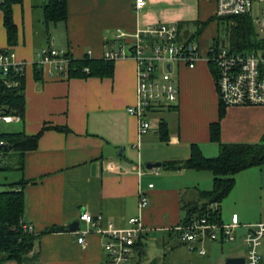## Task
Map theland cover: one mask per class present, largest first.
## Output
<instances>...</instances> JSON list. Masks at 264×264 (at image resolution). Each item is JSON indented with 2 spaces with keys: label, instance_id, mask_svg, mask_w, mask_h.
<instances>
[{
  "label": "crops",
  "instance_id": "1",
  "mask_svg": "<svg viewBox=\"0 0 264 264\" xmlns=\"http://www.w3.org/2000/svg\"><path fill=\"white\" fill-rule=\"evenodd\" d=\"M43 1L22 0L13 5L18 34L15 45L8 43L0 10V47L13 49L16 60L25 62L26 96L24 117L0 120L14 126L12 131L2 132L36 135L47 128L37 148L26 152L23 164L18 158L11 165L15 174L5 182L26 181L24 218L34 232H45L31 254H40L39 264H104L100 234L91 230L86 244L78 242L80 231L91 228L79 219L87 210L95 217L103 216V225L111 222L118 228L128 226L130 217L140 216L150 229L144 240L149 235L168 239L166 243H172L173 249L185 246L190 252L208 256L210 264H227L228 257L246 258L247 232L264 222V164L239 172L235 187L219 206L223 224L230 223L233 214L239 217L234 240H207L203 243L206 253L199 254L181 239L167 236L170 228L184 221L183 205L199 201V192L213 187L214 175L208 170H168L163 166L188 159L192 144H198L206 157L219 154V144L210 139V125L219 118L220 99L209 64L174 66L178 101L173 107L149 112L151 127L142 134L138 118L128 112V106L136 102L134 59L114 61L111 77H68L52 65L38 64L40 51L49 46L66 50L75 59H102L106 50L122 45L115 38L116 29L133 30L156 23L176 22L182 38L188 39L196 33V24L207 22L192 39L205 52L217 37L211 28L218 23L212 19L216 1L146 0V5L136 10L135 0H67V22L49 26L42 18ZM36 66L41 70L39 80ZM161 121L168 126L167 141L160 139ZM263 136V105L227 107L221 120L223 142L253 143ZM155 162H161V167H146ZM141 192L148 197V205L142 209ZM76 220L79 225L72 231L69 225ZM61 226L68 229H56ZM52 227L54 231L49 230ZM259 251L264 264V237Z\"/></svg>",
  "mask_w": 264,
  "mask_h": 264
},
{
  "label": "built area",
  "instance_id": "2",
  "mask_svg": "<svg viewBox=\"0 0 264 264\" xmlns=\"http://www.w3.org/2000/svg\"><path fill=\"white\" fill-rule=\"evenodd\" d=\"M216 16L229 17L251 14L256 2L260 5L264 0H215ZM146 0H135L134 8L142 9ZM1 13V11H0ZM259 21V20H258ZM264 27V18L260 21ZM115 38L121 42L118 48L106 50L107 60L132 58L136 62V102L128 106V112L138 118L139 132L145 133L151 123L147 115L160 107H173L179 98V86L174 66L184 64L194 68L198 62L215 64L216 86L220 101L230 106H264V37L258 40V48L252 51H234L221 42L216 45L210 43L204 52L199 45L186 38H182L179 24L156 23L146 27H136L133 30L118 28ZM41 66L52 65L54 70L64 75L70 56L66 50L52 46L44 47L40 51ZM25 62L16 60L13 49L0 47V76L8 86L17 84L13 77L23 74ZM88 70L87 68L85 69ZM52 71V70H51ZM53 73V71H52ZM19 116L0 113V120L12 122ZM0 145H4L0 141ZM152 186V184H150ZM148 205V197L141 192L139 207ZM79 219L91 228L80 231L78 242L86 244V235L91 230L101 235V248L105 257L104 264H133L135 259V245L141 237L145 238L150 229L145 226L140 216L128 219V226L118 228L109 222L103 225V216H93L85 210ZM239 225L237 214L232 215L230 223L218 224L205 214H195L184 220L174 229L180 233V239L192 251L205 254L203 243L207 240L224 238L234 240L235 230ZM23 228L34 232L33 226L26 222ZM247 232L246 264H261L259 247L264 237V222L254 224Z\"/></svg>",
  "mask_w": 264,
  "mask_h": 264
},
{
  "label": "trees",
  "instance_id": "3",
  "mask_svg": "<svg viewBox=\"0 0 264 264\" xmlns=\"http://www.w3.org/2000/svg\"><path fill=\"white\" fill-rule=\"evenodd\" d=\"M22 0H0V10L3 12V23L7 30L8 43L15 45L18 41L17 26L13 20L12 7ZM42 18L46 26L51 24L66 23L68 19L67 0H44L41 4ZM219 24L227 22L229 24V38L234 51H252L258 48V36L254 28L251 14L218 17L213 16ZM196 24L197 31L188 40H192L202 32L206 25ZM180 26V24H179ZM216 45L222 42L217 36L213 41ZM70 62L65 73L68 77H111L114 74L115 62L113 60L93 59L88 56L75 59L71 54ZM212 74L216 80L215 64H210ZM88 69L87 71L85 69ZM35 76L41 78V70L35 67ZM13 77L17 84L8 86L5 79L0 76V113H7L19 116L21 119L25 114V78L24 74ZM217 88V86H216ZM218 92V90H217ZM227 106L221 101L219 104V118L210 125V139L219 144V154L216 157H206L198 144H192L190 157L184 161H168L163 166L168 170L195 169L208 170L214 175L213 187L210 190L199 192V201L183 205L186 211L185 219H190L195 214H205L210 220L222 224L219 206L230 194L236 184V175L248 168L262 166L264 164V136L260 141L253 143H226L221 139V120L226 114ZM36 135H27L25 132H2L0 131V141L17 153L19 164H23V159L27 151L36 149L38 141L44 130ZM65 130L64 127H57ZM159 135L162 141L169 139L168 126L165 121L160 122ZM0 150V170L7 169V163L2 158L8 153ZM26 181L21 180L15 183L0 184V264L8 261H15L17 264H39L40 254L32 253L38 243L42 233L29 232L23 228L26 223L24 218L26 199L24 185ZM57 230H67V227H57ZM47 232V231H46ZM148 233L146 234V237ZM168 238L180 239V233L174 228H170L167 233ZM145 237V238H146ZM145 238L141 237L135 245V259L133 264H157V260L146 263L148 244ZM167 244L168 239L162 240ZM180 242V241H179ZM161 264H165L164 261Z\"/></svg>",
  "mask_w": 264,
  "mask_h": 264
},
{
  "label": "rangeland",
  "instance_id": "4",
  "mask_svg": "<svg viewBox=\"0 0 264 264\" xmlns=\"http://www.w3.org/2000/svg\"><path fill=\"white\" fill-rule=\"evenodd\" d=\"M263 18H264V1H262L260 5L258 4V2H256L252 10V19H253L255 31L258 36V40L264 37V27L260 22ZM211 26H212L211 28H213V30L216 31L217 36L220 38V41L222 42L226 41V44L232 49V45L228 34L230 30L229 24L225 21V22H221L220 24L219 23H216L214 25L212 24ZM12 127L14 126L7 125L6 123L0 121V131H6V130L12 131ZM2 159L5 163L8 164V166H11L18 160L17 153L15 151H11L8 153L7 157ZM13 172L14 171L10 168L1 169L0 183L11 181L13 175L15 174ZM210 174L212 173L210 172ZM156 237L149 235L148 240H146L148 244L147 256L145 258L146 263L152 261L153 258H156L157 264H161L163 261L165 264H210L207 263L206 261L208 256H200L198 254L190 252L189 250H187L185 246H180L173 249L172 243L164 244L162 242V239H158V237L157 238ZM218 239L219 236L217 237V240ZM5 264H17V263L15 261H9L6 262Z\"/></svg>",
  "mask_w": 264,
  "mask_h": 264
},
{
  "label": "water",
  "instance_id": "5",
  "mask_svg": "<svg viewBox=\"0 0 264 264\" xmlns=\"http://www.w3.org/2000/svg\"><path fill=\"white\" fill-rule=\"evenodd\" d=\"M223 45H224V41L222 42ZM0 150H4L6 152H9L11 150L10 147L6 146V145H0ZM162 163L161 162H155V163H147L146 164V167L148 169H153V168H157V167H161ZM79 225V221L76 220L74 222H72L70 225H69V229L74 231L77 229ZM54 227L50 228L49 230L50 231H54ZM246 262V258L244 257H228L227 260H226V263L227 264H245Z\"/></svg>",
  "mask_w": 264,
  "mask_h": 264
}]
</instances>
